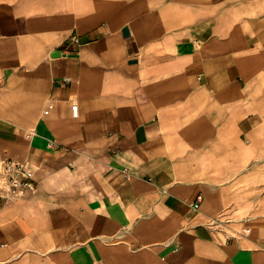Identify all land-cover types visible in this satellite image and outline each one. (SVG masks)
Listing matches in <instances>:
<instances>
[{"label": "crops", "instance_id": "obj_1", "mask_svg": "<svg viewBox=\"0 0 264 264\" xmlns=\"http://www.w3.org/2000/svg\"><path fill=\"white\" fill-rule=\"evenodd\" d=\"M0 156V264H264V0H0Z\"/></svg>", "mask_w": 264, "mask_h": 264}, {"label": "built area", "instance_id": "obj_2", "mask_svg": "<svg viewBox=\"0 0 264 264\" xmlns=\"http://www.w3.org/2000/svg\"><path fill=\"white\" fill-rule=\"evenodd\" d=\"M35 188L33 169L29 163L0 156V191L3 192L0 199L24 191H34ZM193 207L196 209L197 204Z\"/></svg>", "mask_w": 264, "mask_h": 264}]
</instances>
